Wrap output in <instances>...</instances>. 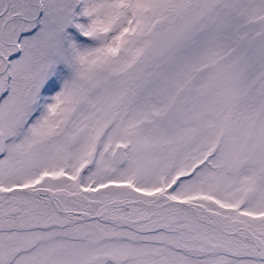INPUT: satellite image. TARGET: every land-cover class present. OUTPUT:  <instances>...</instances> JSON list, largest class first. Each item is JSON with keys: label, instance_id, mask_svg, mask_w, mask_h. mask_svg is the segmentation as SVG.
Here are the masks:
<instances>
[{"label": "snow or ice", "instance_id": "snow-or-ice-1", "mask_svg": "<svg viewBox=\"0 0 264 264\" xmlns=\"http://www.w3.org/2000/svg\"><path fill=\"white\" fill-rule=\"evenodd\" d=\"M0 264H264V0H0Z\"/></svg>", "mask_w": 264, "mask_h": 264}]
</instances>
